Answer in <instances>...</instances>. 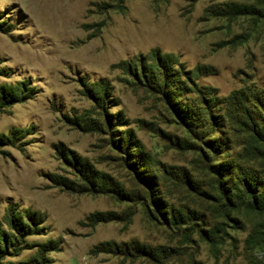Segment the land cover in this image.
Instances as JSON below:
<instances>
[{"label": "rangeland", "instance_id": "rangeland-1", "mask_svg": "<svg viewBox=\"0 0 264 264\" xmlns=\"http://www.w3.org/2000/svg\"><path fill=\"white\" fill-rule=\"evenodd\" d=\"M260 130L264 0H0V264H264Z\"/></svg>", "mask_w": 264, "mask_h": 264}, {"label": "trees", "instance_id": "trees-1", "mask_svg": "<svg viewBox=\"0 0 264 264\" xmlns=\"http://www.w3.org/2000/svg\"><path fill=\"white\" fill-rule=\"evenodd\" d=\"M232 10L231 12H234V13H246V12H253V8L252 7H248V6H243V5H237V4H234L230 7ZM259 132V131H258ZM261 132V133H260ZM260 134H262V136H264V131H261L260 130ZM260 206L261 207H264V194L261 196V199H260Z\"/></svg>", "mask_w": 264, "mask_h": 264}]
</instances>
